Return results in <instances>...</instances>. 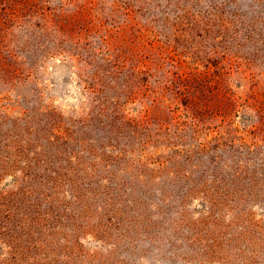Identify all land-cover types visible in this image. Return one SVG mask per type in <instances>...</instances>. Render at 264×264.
Listing matches in <instances>:
<instances>
[{"label": "rangeland", "instance_id": "rangeland-1", "mask_svg": "<svg viewBox=\"0 0 264 264\" xmlns=\"http://www.w3.org/2000/svg\"><path fill=\"white\" fill-rule=\"evenodd\" d=\"M0 264H264V0H0Z\"/></svg>", "mask_w": 264, "mask_h": 264}]
</instances>
